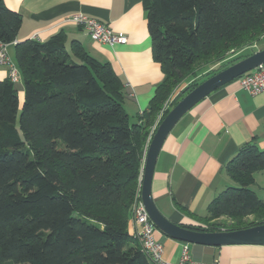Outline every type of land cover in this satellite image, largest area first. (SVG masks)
<instances>
[{
    "label": "trees",
    "instance_id": "1",
    "mask_svg": "<svg viewBox=\"0 0 264 264\" xmlns=\"http://www.w3.org/2000/svg\"><path fill=\"white\" fill-rule=\"evenodd\" d=\"M142 5L163 79L135 124L110 65L76 44L70 53L62 33L15 45L24 96L19 110L14 83L0 82V264H150L129 233L150 128L176 86L191 82L186 94L211 67L221 66L206 78L255 53L225 61L264 39V0ZM20 25L0 0V42L13 43ZM261 171L264 150L245 144L224 167L235 187L212 200L204 226L186 228L264 224V199L250 189Z\"/></svg>",
    "mask_w": 264,
    "mask_h": 264
},
{
    "label": "crops",
    "instance_id": "2",
    "mask_svg": "<svg viewBox=\"0 0 264 264\" xmlns=\"http://www.w3.org/2000/svg\"><path fill=\"white\" fill-rule=\"evenodd\" d=\"M2 1L8 10L21 16L15 41L6 44L7 55L16 67L17 43L26 40L42 43L62 33L67 51L71 53L76 44L97 62L110 65L123 84L122 107L131 124L137 123L138 117L147 111L163 75L152 55L142 0ZM73 13L102 22L113 34L126 37V44L109 46L94 42L85 31L66 21ZM261 42L253 47L259 48ZM208 71L201 78L205 79ZM8 79L9 67L0 64V82ZM236 81L194 105L162 144L152 176L151 193L156 207L171 223L185 227L204 226L202 221L209 204L231 186L224 172L225 165L241 147L252 141L264 150V92L251 96L241 90ZM14 87L20 110L24 95L19 70ZM256 175L258 173L254 179ZM129 223V233L135 237V226L132 220ZM154 238L163 246L164 260L171 263L178 262L187 246L189 256L196 263L264 264V246L186 244L158 230Z\"/></svg>",
    "mask_w": 264,
    "mask_h": 264
},
{
    "label": "water",
    "instance_id": "3",
    "mask_svg": "<svg viewBox=\"0 0 264 264\" xmlns=\"http://www.w3.org/2000/svg\"><path fill=\"white\" fill-rule=\"evenodd\" d=\"M264 64V49L222 69L186 93L158 124L146 148L140 185L141 203L156 230L186 244L207 247L230 245L264 246V224L236 231L201 232L171 223L156 207L151 193V181L156 161L167 135L176 123L199 101L222 86Z\"/></svg>",
    "mask_w": 264,
    "mask_h": 264
},
{
    "label": "built area",
    "instance_id": "4",
    "mask_svg": "<svg viewBox=\"0 0 264 264\" xmlns=\"http://www.w3.org/2000/svg\"><path fill=\"white\" fill-rule=\"evenodd\" d=\"M68 23L74 24L83 31L96 43L105 44L109 46L123 45L126 44L127 38L124 36L113 34L107 25L99 22L96 19L89 18L81 13H73L66 19ZM0 64H5L9 67V80L12 83L17 82L18 69L10 61L7 51L6 44L0 42ZM238 85L241 90L246 91L251 96L258 95L264 92V64L258 66L254 70L242 75L237 79ZM191 83V82H190ZM190 83L182 84L174 93L167 99L163 109L159 112L155 125L150 129L149 136L146 142V148L154 134L157 124L160 121L163 113L168 110L172 101L181 92H183ZM142 115V114H141ZM142 175V170H141ZM140 185L141 176L139 179V189L136 195L134 204L132 206V222L135 226V238L140 243L141 251L149 258L153 264H218L214 261L212 263H196L189 256L187 246H185L181 252V256L176 263H171L163 258V246L158 243L154 238L155 227L149 220L148 215L141 203L140 199Z\"/></svg>",
    "mask_w": 264,
    "mask_h": 264
},
{
    "label": "rangeland",
    "instance_id": "5",
    "mask_svg": "<svg viewBox=\"0 0 264 264\" xmlns=\"http://www.w3.org/2000/svg\"><path fill=\"white\" fill-rule=\"evenodd\" d=\"M264 49V39L261 42L259 48L257 47H252L250 49H246L245 51H241V52H236L233 53L232 52L228 55V57L226 58L225 61L231 60L232 58H236V56H240L245 54L246 52H253V51H259V50H263ZM220 64L215 65L214 67L210 68V72L211 70L214 71L218 68H220ZM215 68V69H213ZM208 71V72H209ZM206 74V73H204ZM203 74H200L198 77H196V81L200 80L201 82L204 81L207 78H201ZM204 79V80H203ZM181 86V84L179 86H176L173 91L171 92V94L169 95V97L174 93L175 90H177L179 87ZM185 95L184 91L181 92L177 97H175V99L172 101V104L169 106L168 110H170L172 108V106L175 104V102L179 101L183 96ZM168 97V98H169ZM262 173H258V175L255 176V182L254 184L250 187V189L256 194V196L258 197V199L263 200L264 199V171H261ZM230 187H235V185L233 183H231ZM251 219H248L247 221H250ZM137 239V238H136ZM138 244L140 245L139 241L137 240Z\"/></svg>",
    "mask_w": 264,
    "mask_h": 264
}]
</instances>
